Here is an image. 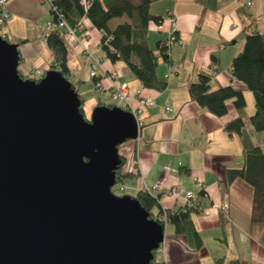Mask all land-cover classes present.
Listing matches in <instances>:
<instances>
[{
    "label": "crops",
    "instance_id": "0c3cea01",
    "mask_svg": "<svg viewBox=\"0 0 264 264\" xmlns=\"http://www.w3.org/2000/svg\"><path fill=\"white\" fill-rule=\"evenodd\" d=\"M7 4L11 17L3 24L2 34L6 40L19 44L18 68L22 77L38 79L50 70L61 71L57 56L43 35L46 21L51 19L45 5L38 0H9ZM261 4V0H218V9L210 11L197 0H151V12L162 21L149 24V46L156 49L159 42H167L172 27L176 29V36L185 41L184 45L170 43L167 59L159 58L157 77L167 83L161 91L143 88L126 63L112 62L103 54L102 32L88 19L83 20V31L77 30L75 37L66 36L69 67L66 77L78 87L81 96L87 76L95 84L89 74L92 58L83 53L80 43L85 41L88 53L96 55L102 64L98 75L108 89L103 93L95 90L98 97L110 96L109 74L116 73L129 85L132 101L138 90L154 98V106L144 107L139 115V135L129 146L121 169L129 174L124 180L127 194L134 197L148 191L158 195L159 208L166 211L185 206L188 192L194 195L198 212L193 213L192 220L204 245L201 249L191 247L186 236L175 233L174 226L168 223L162 245L156 252L162 258L156 263L264 264V246L258 239L263 229L252 223L253 188L243 179L227 183L225 177L229 169L243 166L244 150L255 147L264 150V141L256 143L257 134L249 120L254 111H239L230 100L228 113L215 116L193 101L188 93L190 85L207 73L211 76L212 90L230 85L243 92L248 106L252 91L232 76L231 65L243 49L244 27L252 17L264 34ZM126 22H130L127 17L115 18L109 28L114 30ZM34 70H40L41 75H32ZM99 101L106 105L100 97L94 101V107ZM167 107L172 111H167ZM239 116L245 126L239 134L230 135L225 126ZM159 182L161 187L153 190ZM174 190H178L179 196L173 195ZM223 204L227 208L222 209Z\"/></svg>",
    "mask_w": 264,
    "mask_h": 264
},
{
    "label": "water",
    "instance_id": "95a60500",
    "mask_svg": "<svg viewBox=\"0 0 264 264\" xmlns=\"http://www.w3.org/2000/svg\"><path fill=\"white\" fill-rule=\"evenodd\" d=\"M19 48L0 36V264H163L164 227L113 191L137 118L98 105L87 120L60 70L22 77Z\"/></svg>",
    "mask_w": 264,
    "mask_h": 264
},
{
    "label": "trees",
    "instance_id": "16d2710c",
    "mask_svg": "<svg viewBox=\"0 0 264 264\" xmlns=\"http://www.w3.org/2000/svg\"><path fill=\"white\" fill-rule=\"evenodd\" d=\"M89 7L85 9L82 0H53L60 12L65 16L66 23L71 28L77 27L83 18L88 19L93 26L100 32L101 49L112 62L121 60L126 63L131 73L135 75L138 82L146 89H156L161 91L167 87V83L160 81L157 77L156 69L159 65V58L162 56L167 59L169 46L166 42H159L156 49H152L147 41L149 34V24H156L162 21L160 16L151 12V0H85ZM199 4L207 10H217L218 0H197ZM120 17H127L130 22L116 26L114 30L109 28L111 20ZM66 31H52L47 38L48 45L53 49L57 56L58 64L61 66L63 75L69 73L67 66ZM246 36L243 49L234 57L231 65V74L236 79L241 80L250 91H252L255 100V112L249 120L255 131L264 130V34L260 32L259 25L253 17L244 27ZM235 42V41H234ZM102 76L96 77L95 81L101 80ZM41 80V79H36ZM78 91V87L74 86ZM79 93V92H78ZM188 93L190 98L202 108L208 109L215 116H225L228 112L230 100L236 109L242 111L247 106V101L242 91L235 90L232 86L220 87L215 90L211 88V76L207 73L201 74L199 82L190 85ZM81 98V112L85 115L83 103L85 99ZM98 105H103L101 101ZM106 106L114 107L116 104ZM120 106V105H119ZM117 106V107H119ZM125 109L124 106H120ZM245 126L243 118L227 122L225 131L230 135L242 131ZM120 147V146H119ZM243 166L240 169H229L225 177L227 183L235 179H243L253 188L254 213L252 223L262 226V231L258 237L264 246V150L259 147L250 148L243 151ZM122 164L118 168L117 182L124 181L127 177L126 172H120L126 156L120 153ZM125 182V181H124ZM123 196V194H118ZM142 207L150 212V217L161 223L165 228L168 223L175 228V233L186 236L188 243L195 249H201L204 242L199 232H197L193 213H197L196 202L193 205L179 207L175 211L162 210L159 208L160 201L158 195H153L148 191H141L135 195ZM166 214L165 217H162Z\"/></svg>",
    "mask_w": 264,
    "mask_h": 264
},
{
    "label": "built area",
    "instance_id": "2783aa9c",
    "mask_svg": "<svg viewBox=\"0 0 264 264\" xmlns=\"http://www.w3.org/2000/svg\"><path fill=\"white\" fill-rule=\"evenodd\" d=\"M8 1L9 0H0V36L4 37L5 39L7 37H5V34H2V28L4 27L3 24L5 22L8 21V19L11 17L10 11L8 9ZM41 3H47L49 5V12L51 13V19L47 21V26L45 28V32L43 33V35H45L46 38H48L51 34L52 31L55 30H64L66 31V33L71 36V37H75L76 36V31L77 30H84V22L83 20L85 18H83L80 23L77 25V27H73L71 28L69 26L68 23H66L65 20V16L62 12H60L59 8L54 5L53 0H38ZM82 3L85 7V9H87L89 7V3L85 0H82ZM82 39V38H81ZM172 42H178L180 45H184L185 41L182 39H179L176 36V29L175 27H172V31H171V35L168 39V41L166 42V44L169 46L170 43ZM82 44V51L85 54H88L91 58H92V63L91 65V69H90V76L92 77V79H96V77H98V69L102 66V64L100 63V60L98 59V57L92 54L88 53L87 50V45L85 44V41H81L80 42ZM100 49H101V44H100ZM102 50V49H101ZM32 75H41V71L40 70H34L32 72ZM109 77L111 78V91H110V96L112 97L113 101L115 102H121L123 104V106L125 107V110L131 112L136 118L137 120L139 119V115L141 114V111L144 107H151L154 106V98L153 97H148L145 95H142L141 90H138L136 92V98L134 101L131 100V95H130V89H129V85L124 82L121 81L119 79V74L116 73H110ZM169 77V75H168ZM42 77L38 78L41 79ZM32 79V78H30ZM33 79H37V78H33ZM95 86H96V90L100 93L105 92L106 90H108L105 86H103L102 81L101 80H97L95 82ZM110 90V89H109ZM167 111L171 112L172 109L170 107H167ZM140 122L138 120V127L140 130ZM195 181H198L197 178H195ZM121 183L119 184L121 186V191H123L125 189V185H124V181H120ZM161 183H156L155 186L153 187V190L158 189L161 187ZM173 195L175 197L179 196V192L178 190H174L173 191ZM194 195L191 192H188V194L185 196L184 200H186V204L188 205H193L194 204ZM227 204H223L222 209L227 208ZM166 214H163L162 217H165Z\"/></svg>",
    "mask_w": 264,
    "mask_h": 264
},
{
    "label": "rangeland",
    "instance_id": "374dc122",
    "mask_svg": "<svg viewBox=\"0 0 264 264\" xmlns=\"http://www.w3.org/2000/svg\"><path fill=\"white\" fill-rule=\"evenodd\" d=\"M41 3V2H40ZM261 5H259V9L260 11L262 12L261 14L264 16V0H261ZM43 5H45L44 7L46 8L47 12L49 13V5L47 3H42ZM50 14V13H49ZM49 16V15H48ZM47 22V21H46ZM261 24H264V17L263 19L261 20ZM90 74V73H89ZM95 80V79H93ZM96 82V81H95ZM94 82L91 80V78H89L87 76V81H86V85L84 86L85 87V90H82L83 94H82V97L85 99L84 103H83V108H84V111H85V116L88 118V117H91L95 107H94V101L97 100L98 101V98L102 97V100L104 101V103L106 105L108 104H116L117 106H123V104L121 102H115L113 101V99H111V97L108 95V96H100L98 97V95L96 94V86H95V89H94ZM96 90V91H95ZM78 92V91H77ZM248 100H249V104L247 107H245V110H249L250 111H254L255 110V100H254V96H253V93L250 92V95H248ZM255 112V111H254ZM253 132H256V136H255V141L256 143H258V145L264 141V130L263 131H260V132H257V131H253ZM133 139L132 140H129L123 144H121V146L119 147L120 149V153H123L124 155H127L128 152H129V146L131 145ZM121 186L119 184L115 185V187L113 188V191L114 193H118V194H127L129 192L123 190L121 191ZM155 259L153 260V263L154 262H157L158 260H160L162 258V255H160L159 253L158 254H155Z\"/></svg>",
    "mask_w": 264,
    "mask_h": 264
},
{
    "label": "flooded vegetation",
    "instance_id": "af4514ba",
    "mask_svg": "<svg viewBox=\"0 0 264 264\" xmlns=\"http://www.w3.org/2000/svg\"><path fill=\"white\" fill-rule=\"evenodd\" d=\"M85 118H86L87 120H90V121H91L90 117L87 118V117L85 116ZM117 172H118V171H117ZM120 172H121V170H120ZM120 183H121V182H118L117 184H120ZM154 263H156V262H154Z\"/></svg>",
    "mask_w": 264,
    "mask_h": 264
}]
</instances>
